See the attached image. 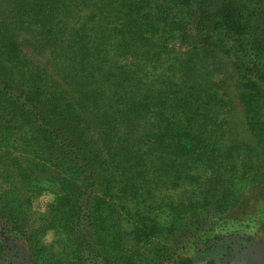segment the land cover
Returning a JSON list of instances; mask_svg holds the SVG:
<instances>
[{
  "label": "trees",
  "instance_id": "1",
  "mask_svg": "<svg viewBox=\"0 0 264 264\" xmlns=\"http://www.w3.org/2000/svg\"><path fill=\"white\" fill-rule=\"evenodd\" d=\"M258 2L263 4L264 0ZM244 3L235 0H102L101 8L99 1L97 5L103 16L116 21L112 26L101 25V30L114 33L122 45L113 48L118 56L112 63L95 45L91 48L87 106L99 119V126L120 118L125 130L135 129L134 148L119 152L111 148L98 153L90 151L82 134V114L76 106L68 101L56 104L42 101L34 87L26 88L10 79L11 70L0 64V108L6 107L10 117L15 118L13 108L28 120L54 154L50 162L67 176L54 196V207L46 224L59 229L69 244L72 241L73 247L69 245L71 251H67L62 264H81L78 251L82 247L103 264H127L119 254L126 238L137 246L154 237L156 255L149 262L156 257L163 258L169 246L175 243L172 234L184 224L183 214L190 216L192 224L198 223L200 215L211 223L237 203L246 191L264 183V43L253 34L254 20L243 17ZM170 41L185 45L187 52L194 55H198L197 51L213 54V49H220L231 59L242 80L237 98L246 106V122L256 138V144L249 151L246 149L245 161H241L244 157L236 155L235 143L222 145L220 140L223 125L219 110L232 108L224 98L214 91L199 93L186 81L185 71L179 76L170 74L166 81L160 74L148 73L147 60L161 61L166 42ZM6 42L3 46L6 57L0 58V63L7 65L10 59L16 61L19 54L17 52V57L11 40ZM53 42H59L55 36ZM146 46L152 47L153 52L144 49ZM186 70L195 74L194 67L187 66ZM150 161L168 165L172 178L183 181L196 178L190 173H180L179 169L199 170L196 174L200 176L206 174L207 169L210 172L205 181L209 184L201 194L198 192L185 203L178 199L149 205L154 200H146L150 192L142 183L141 168ZM217 166H222L223 170L219 172ZM97 181H100L101 194L93 195ZM2 199L0 197V209L2 205L5 209L9 202ZM127 199H134L145 209L130 213L122 202ZM117 208L126 211L123 213L125 223L130 222L123 229V236L108 232L110 225H116L111 215ZM4 218L10 219L6 212ZM45 228L38 226L26 235L34 264H50L44 259L39 242ZM125 232L129 236H125ZM72 253L76 254L73 261L68 259Z\"/></svg>",
  "mask_w": 264,
  "mask_h": 264
},
{
  "label": "rangeland",
  "instance_id": "2",
  "mask_svg": "<svg viewBox=\"0 0 264 264\" xmlns=\"http://www.w3.org/2000/svg\"><path fill=\"white\" fill-rule=\"evenodd\" d=\"M93 1L0 0V58L6 57L3 46L10 40L17 57L19 54L16 61L10 59L12 61H8L7 65L2 62L0 64H3L2 68L11 70L10 79L26 88L30 85L34 87L42 101L55 104L57 101H68L76 106L82 114L81 126H84L85 132L82 134L90 151L98 153L111 148V151L119 152L125 148H134V137L137 134L135 129L125 130L120 118H115L108 125L99 126V119H96L94 112L87 106V87L89 89L90 86L87 67L91 62V48L95 45L103 57L112 63L118 56L114 54L113 48L117 49L122 45L121 39L114 33L101 30V25L112 26L116 21L110 16H103L102 9L97 5L100 1L102 8V0L95 1L96 4ZM235 2H246L244 10H241L243 17L254 20L253 34L264 43V3H256L257 0ZM119 19L122 20L121 17ZM54 36L59 42H53ZM166 43L161 61L156 58L147 60L148 73L160 74L166 81L170 74L179 76L185 71L186 81L191 82L199 93L214 91L224 98L232 108L219 110L223 125L220 140L222 145L235 143L236 155L244 157L241 161H245L246 149L249 151L256 144V138L246 122V106L240 104L237 98L242 89V80L231 59L221 53L220 49H213V54L209 51H197L198 55H194L187 52L185 45L174 41ZM144 49L149 53L153 52L152 47L146 46ZM11 64L14 65L8 66ZM187 66L194 67L195 74L186 70ZM12 112L16 115L15 118L10 117L6 107L0 108V197L9 202L5 209L3 205L0 209V262L34 264L27 248L26 235L32 229L42 226L46 228L39 237V242L43 246L44 259L50 264H62L67 258V251H71L69 245L73 247L72 241L69 244L67 237L59 229L46 224L54 207V196L59 193L67 176L50 162L54 154L47 148L41 134L18 111L12 108ZM241 163L238 162L239 165ZM167 166H160L158 161H150L145 162L141 168L142 183L150 192L146 200H154L149 205L155 201L163 203L178 199L185 203L195 198L198 192L201 194L209 184L205 181L210 172L207 169L206 174L201 176L196 174L199 170L179 169L180 173H190L196 178L183 181L172 178L173 173ZM217 170L221 172L222 166H217ZM94 185L93 195H100V181ZM263 188L264 183H259L246 191L237 203L213 218L211 223L200 215L198 223L192 224L190 216L188 219L183 214L184 224L172 234L175 243L169 246L163 258L156 257L149 262L156 255L154 237L137 246L126 238L122 241L119 254L127 264H264ZM66 193L68 196V191ZM122 202L132 214L145 209V206L134 199ZM113 203L117 205L116 202ZM5 212L10 219L4 218ZM124 212L126 211L117 208L116 213L111 215L116 219V225H110L109 233L122 235L123 229L130 223H125ZM80 224L83 225L84 222L81 221ZM125 236L129 234L125 232ZM78 257L82 260L81 264H103L102 260L88 254L85 247L78 251ZM69 258L73 261L76 254L74 256L72 253ZM111 262L113 259L110 256L109 263Z\"/></svg>",
  "mask_w": 264,
  "mask_h": 264
}]
</instances>
